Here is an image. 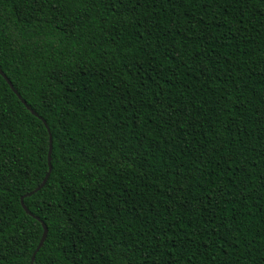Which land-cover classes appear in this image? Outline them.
<instances>
[{
    "label": "trees",
    "instance_id": "trees-1",
    "mask_svg": "<svg viewBox=\"0 0 264 264\" xmlns=\"http://www.w3.org/2000/svg\"><path fill=\"white\" fill-rule=\"evenodd\" d=\"M129 3L0 0V264H264V0Z\"/></svg>",
    "mask_w": 264,
    "mask_h": 264
},
{
    "label": "snow or ice",
    "instance_id": "snow-or-ice-1",
    "mask_svg": "<svg viewBox=\"0 0 264 264\" xmlns=\"http://www.w3.org/2000/svg\"><path fill=\"white\" fill-rule=\"evenodd\" d=\"M28 2L37 9L52 4L53 10L59 11L65 5H75L77 10L84 9L90 12L92 8L99 6L101 0H28ZM107 5L114 13H117L121 17L125 14L124 10H127L129 7H136V3L130 4L129 0H107ZM91 19V16H84L85 21H91ZM69 169L75 171L71 161L66 163L65 171ZM69 175L71 176V172ZM4 179L3 173H0V185L3 184ZM71 190L72 184H67L60 191L66 195ZM49 207L53 216L63 219L62 203L54 202ZM9 211L11 210L7 208L6 203L0 199V261L7 258L8 252L6 250L23 252L27 248V237L29 233L23 232V229L22 234L11 231L10 218L8 216ZM12 238H14V242ZM63 239H67V237L65 236ZM30 259L33 262L35 261L34 257H30ZM41 259H45L47 264H81V258L71 249L70 245H55L53 247L51 241L49 242V249H46L45 255Z\"/></svg>",
    "mask_w": 264,
    "mask_h": 264
},
{
    "label": "water",
    "instance_id": "water-1",
    "mask_svg": "<svg viewBox=\"0 0 264 264\" xmlns=\"http://www.w3.org/2000/svg\"><path fill=\"white\" fill-rule=\"evenodd\" d=\"M0 73H1V74L7 79L8 83L11 85L13 91H14L15 93H17L16 89L13 87L12 83L9 81V79H8L7 76L4 74V72L1 70V68H0ZM19 98H21L20 95H19ZM24 103L26 104L25 101H24ZM32 112L35 114L34 111H32ZM52 150H53V142H52V137H50V150H49V157H48V161H49V172H48V174H47L45 180L43 181V183H42L41 185H39L34 191L30 192V193L28 194V196L32 195L34 192L40 190L41 188H43V187L45 186V184H46V182H47V179H48V177H49V175H50L51 169H52V164H51V160H52V156H51V155H52ZM21 202H22V205H23L24 209L26 210V212H27L28 214H31V211H30V210L26 207V205L24 204V197H22ZM47 236H48V228L44 225V231H43L42 237H41V239H40V241H39V244L37 245V248H36V250L34 251L32 257H34V258L36 257L38 251L40 250V248L43 246L44 242L46 241ZM30 264H33V261H32V260H31V263H30Z\"/></svg>",
    "mask_w": 264,
    "mask_h": 264
}]
</instances>
